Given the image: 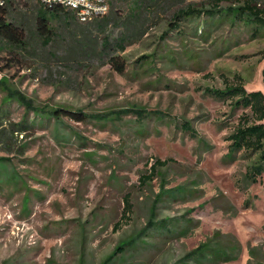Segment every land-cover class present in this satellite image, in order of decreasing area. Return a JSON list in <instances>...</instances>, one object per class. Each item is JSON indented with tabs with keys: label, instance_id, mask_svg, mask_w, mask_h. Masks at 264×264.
<instances>
[{
	"label": "rangeland",
	"instance_id": "1",
	"mask_svg": "<svg viewBox=\"0 0 264 264\" xmlns=\"http://www.w3.org/2000/svg\"><path fill=\"white\" fill-rule=\"evenodd\" d=\"M10 1L30 48L0 38V264H196L185 257L206 241L239 245L220 264H264V173L252 182V160L230 152L242 111L203 91L240 79L264 94V28L235 16L230 0L179 32L167 30L166 14L119 53V74L57 24L44 47L37 0ZM56 108L88 120L56 123ZM156 160L169 162L142 185Z\"/></svg>",
	"mask_w": 264,
	"mask_h": 264
},
{
	"label": "trees",
	"instance_id": "2",
	"mask_svg": "<svg viewBox=\"0 0 264 264\" xmlns=\"http://www.w3.org/2000/svg\"><path fill=\"white\" fill-rule=\"evenodd\" d=\"M187 0H108L109 11L101 18L94 19L91 23L79 26L76 16L72 10L60 4H44L37 0L34 6V27L35 34L44 47L49 46L54 41L55 28L62 27L73 37H79L80 45L93 46L92 51L97 52L100 57H104L107 63L119 74L124 71L125 65L121 62L119 53L124 52L128 45L138 42L144 37L150 28L156 27L160 23L161 16L170 15L167 25L169 32H179L180 24L193 17L206 15L209 18L215 14H221L217 7L221 0H211V8L200 7V10L193 5L185 4ZM233 4L232 12L235 16L241 17L243 21H249L256 27L264 28V2L263 0H230ZM234 1V2H233ZM262 1V4L259 2ZM10 0H3L0 4V38L10 47L11 50L27 52L30 48L28 34L25 31L23 19L14 12ZM92 31L97 32L100 41L97 42L90 37ZM112 31H117V35L112 38ZM97 45V46H96ZM99 46V47H98ZM99 48V50H98ZM229 84L225 81L223 89L205 88L204 95L221 101H229L234 110H241L238 117L237 126L229 135V148L231 154L241 153L250 160L251 181L256 182L257 178L264 173V94L260 91L248 92L244 84L239 81ZM2 82L0 80V87ZM10 101L6 100L3 105ZM5 114L0 110V116ZM56 123L61 119H70L76 122H86L88 116L79 111H72L67 108H56L50 114ZM46 120H48L46 118ZM34 122L31 123L33 125ZM16 131L22 132L27 127L24 120ZM183 132H192L187 123L182 124ZM233 156V155H232ZM167 161L156 160L150 168V174L140 177L141 184L144 185L152 175H155L157 167L165 166ZM0 163V170L4 169ZM249 172V171H248ZM249 177V176H248ZM132 205L129 195L124 197V207L122 217L129 219ZM119 227V225H116ZM124 251V250H123ZM121 251V252H123ZM240 254L239 245L228 250L223 247L208 246V241L199 244L192 250L185 260L196 264H220L235 261ZM253 257V252H249ZM248 264H253L251 261Z\"/></svg>",
	"mask_w": 264,
	"mask_h": 264
},
{
	"label": "built area",
	"instance_id": "3",
	"mask_svg": "<svg viewBox=\"0 0 264 264\" xmlns=\"http://www.w3.org/2000/svg\"><path fill=\"white\" fill-rule=\"evenodd\" d=\"M47 5L60 4L72 10L80 23H90L109 11L108 0H38ZM3 0H0V4ZM264 2V0H263Z\"/></svg>",
	"mask_w": 264,
	"mask_h": 264
}]
</instances>
